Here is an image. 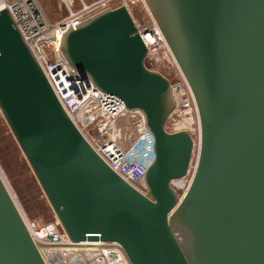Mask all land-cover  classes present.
Returning a JSON list of instances; mask_svg holds the SVG:
<instances>
[{
    "label": "water",
    "instance_id": "95a60500",
    "mask_svg": "<svg viewBox=\"0 0 264 264\" xmlns=\"http://www.w3.org/2000/svg\"><path fill=\"white\" fill-rule=\"evenodd\" d=\"M195 97L188 131L166 129L170 82L146 63L126 7L70 25L59 54L72 75L140 111L155 138L146 196L96 153L0 11V110L73 244H117L128 264H264V0H144ZM106 256L117 258L116 253ZM0 264H46L0 171Z\"/></svg>",
    "mask_w": 264,
    "mask_h": 264
},
{
    "label": "built area",
    "instance_id": "2783aa9c",
    "mask_svg": "<svg viewBox=\"0 0 264 264\" xmlns=\"http://www.w3.org/2000/svg\"><path fill=\"white\" fill-rule=\"evenodd\" d=\"M114 1L98 0L91 5H85L82 1L83 7L79 11H73L67 6L68 16L58 22H53L48 17L40 0H0V11L9 10L16 27L40 65L66 114L96 153L126 183L146 196L149 191L145 179L146 173L156 157L154 135L146 126L145 117L140 111L128 110L117 96L103 94L96 90L90 78L85 79L81 75H72L69 72L67 63L59 54L61 36L65 29L72 24L77 26L107 9L124 6L131 14V5H142L148 11L150 20L139 24L132 14L131 16L137 32L147 47V59L151 61L150 65L148 64L149 68L161 73L170 82L174 107L168 117L170 122L166 124L167 131L170 133L188 131L199 151L200 120L192 89L145 1L117 0L116 3ZM128 118L137 120V128L132 131L128 139H117L116 136L119 133L113 125L119 119ZM99 120L103 123L97 127L101 133L105 126L113 128L112 136L104 141L93 140L88 133L89 128L98 124ZM197 160L198 153L193 156L189 172L185 177L188 178L187 189L192 182ZM4 180L6 181L5 178ZM9 189L31 237L38 246L59 247L68 243L70 239L60 227L58 220L42 224L38 219L27 217L10 187Z\"/></svg>",
    "mask_w": 264,
    "mask_h": 264
},
{
    "label": "rangeland",
    "instance_id": "374dc122",
    "mask_svg": "<svg viewBox=\"0 0 264 264\" xmlns=\"http://www.w3.org/2000/svg\"><path fill=\"white\" fill-rule=\"evenodd\" d=\"M74 7L80 8L82 6L81 0H74ZM85 3H89L93 0H83ZM95 1V0H94ZM97 1V0H96ZM117 0L114 1L116 3ZM60 3L63 4L64 8L67 6L64 0H52L51 11L58 14ZM66 5V6H65ZM68 9V8H67ZM45 10V9H44ZM47 13V11L45 10ZM131 14L137 23H144L150 20L148 11L140 4L131 5ZM48 17L52 19L49 13ZM146 63L150 65L151 61L146 59ZM168 121V120H167ZM170 121L167 122L169 124ZM137 120L119 119L113 126L118 130L119 135L116 136L117 139H128L132 131L137 128ZM103 125L102 121L95 126L89 128V135L93 140L104 141L112 136V126H105L103 133L98 130V126ZM198 153V147H195V154ZM0 171L2 172L4 178L6 179L9 187L11 188L17 202L21 206L25 215L31 219H38L42 224L57 221L58 218L47 199L42 187L40 186L30 164L28 163L26 157L24 156L20 146L18 145L12 131L10 130L1 110H0ZM188 178H184L180 181H175L173 186L178 190L180 195H184L187 189ZM183 184L180 188L177 185ZM59 222V220H58ZM60 227L61 223L59 222ZM102 247L110 248L108 244H104ZM78 248L87 249L88 246L80 245ZM64 249V248H59ZM120 250V249H119ZM88 252L87 254H89ZM114 253V252H112ZM66 254V253H65ZM83 254V253H82ZM87 254L81 257V264H124L122 261H117V258L112 256L104 255L103 258H97L95 256H88ZM67 258V257H66ZM70 258L67 260H62L61 262L69 263ZM99 262H96L95 260ZM64 263V264H65Z\"/></svg>",
    "mask_w": 264,
    "mask_h": 264
},
{
    "label": "bare ground",
    "instance_id": "6f19581e",
    "mask_svg": "<svg viewBox=\"0 0 264 264\" xmlns=\"http://www.w3.org/2000/svg\"><path fill=\"white\" fill-rule=\"evenodd\" d=\"M182 185L183 184L181 185L178 184L177 187L180 188ZM80 245L88 246L89 248L87 249L78 248V246ZM103 245L104 243L100 241H87V242H82L81 244H72L71 241L69 240L68 243L61 245L59 247H45L43 245H39L38 248L46 264H64L65 262L64 261L61 262V261L67 260V258H70L68 259L69 263L67 264H81L82 263L81 257L87 254L88 252L90 253L87 254V257L96 255L95 257L97 258H103L104 251L116 253L118 257L117 261L120 260V262L122 261L124 264H128L125 255L121 250H119L118 245L108 244L110 248L109 251L107 250V248L102 247ZM59 248H64V249H59ZM95 261L99 262L97 259Z\"/></svg>",
    "mask_w": 264,
    "mask_h": 264
},
{
    "label": "crops",
    "instance_id": "0c3cea01",
    "mask_svg": "<svg viewBox=\"0 0 264 264\" xmlns=\"http://www.w3.org/2000/svg\"><path fill=\"white\" fill-rule=\"evenodd\" d=\"M40 1H41V4H42L43 8L47 11V13H49L51 15L50 17L52 18L51 20L53 22L61 21V20H63L64 18H66L68 16L69 11L67 9V6H69L73 11H79L83 7V6H81L80 8L74 7V2H75L74 0H64L67 6L65 5L66 7L64 8L63 4L60 3V6H59V11L60 12L58 14H56L53 11L50 10L51 9L50 6H51L52 0H40ZM94 2H96V0L95 1L93 0V1H91L89 3H85L83 1V3L85 5H91Z\"/></svg>",
    "mask_w": 264,
    "mask_h": 264
}]
</instances>
